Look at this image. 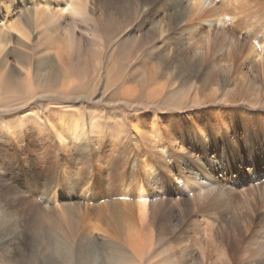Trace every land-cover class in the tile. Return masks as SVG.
I'll return each mask as SVG.
<instances>
[{"label": "bare ground", "instance_id": "obj_1", "mask_svg": "<svg viewBox=\"0 0 264 264\" xmlns=\"http://www.w3.org/2000/svg\"><path fill=\"white\" fill-rule=\"evenodd\" d=\"M182 1L168 7L164 0H123L131 8L128 17L151 12L152 17L141 19L158 22L161 42L172 20L187 27L189 31L180 39L184 40L180 42L183 59L170 60L169 44L159 55L164 77L174 72L175 83H190L194 108H218L196 111L187 119L164 120L162 126L152 123L145 127L142 120H130L127 131L119 124L120 129L110 136L112 154H117L115 165L106 179L97 180L101 183L95 180L92 168L93 160L103 152L97 149L102 140L99 128L92 122L87 132L77 120H67L65 129H55L53 132H59L55 141L65 149L67 167L56 173L62 177L58 187L43 197L53 205L45 217L50 232L54 227L62 244V264H188L193 257L197 261L192 264H264V0ZM32 4L29 20L33 28L20 17L8 21L10 12L1 9L0 75L10 72L30 81L33 68L43 82L54 84L61 93L31 95L25 81L13 87L1 75L0 98L13 97V90H18L27 99L0 102V114L21 109L31 99H70V86L63 80L94 66L96 70L97 51H86L76 39V28L81 26L85 28L83 42L94 38L97 18L89 8L94 2L34 0ZM12 37L17 48L11 46ZM226 39L232 41L226 43ZM11 53L17 57L14 66L8 60ZM30 61L37 63L33 66ZM153 75L154 69L147 78ZM250 81L257 88L243 98L242 91ZM200 82L204 84L201 89ZM51 91L45 89L44 93ZM4 125L18 131L14 120H5ZM87 133L90 141L97 142L91 151L79 146L81 141L86 143ZM128 136L134 138L123 144L120 139ZM70 139L79 143L68 146ZM30 157L52 162L43 148ZM21 160L25 159L0 163V198L4 188L18 183L15 176L31 181ZM73 161L79 165L71 168ZM31 163L35 165V161ZM38 195L29 191L27 199L33 201ZM57 195L68 201L64 209ZM72 209L74 214H70ZM9 217L0 211L1 228L10 223ZM9 246L0 241L1 248ZM19 264L38 262L28 259Z\"/></svg>", "mask_w": 264, "mask_h": 264}, {"label": "rangeland", "instance_id": "obj_2", "mask_svg": "<svg viewBox=\"0 0 264 264\" xmlns=\"http://www.w3.org/2000/svg\"><path fill=\"white\" fill-rule=\"evenodd\" d=\"M33 1L0 0V19L3 17L1 9L4 7L10 12L9 16L11 15V19L9 18L8 21L20 17L24 25L27 26L28 24L30 28H33V23L29 20ZM90 1H93L94 5L91 4L92 7L89 8L92 9L93 15L97 18L95 28L92 29L94 38L90 43L83 42L81 34H84L85 28L81 26L80 29L76 28V39L81 41L86 51L88 49L97 51L96 70H94V66L93 70L83 72L79 76L69 75L67 79H62L63 83L67 84L68 87L70 86L67 92L70 99H53L50 96L41 100L31 99L28 101V105L21 109L8 114H0V134L3 138L0 140V163L5 165L7 162H13L17 159H25L21 161L23 166L26 167L25 173H29L27 177L31 178V181L26 182L28 178L15 176L13 180H17L18 183H12V187H6L1 192L3 196L0 198V205H3V208H0V211L5 213L6 216H10L8 218L10 223L5 228L0 226V241L5 240L10 246L6 248L7 250L0 247V264L2 262H5L4 264H19L23 263L24 260L25 262L28 261V259H34L38 264H42L46 260L49 264H62L60 257L62 244L57 240L58 235L53 231L54 227L53 232H50L49 221L45 217L49 210L53 211V205L46 202V198L43 196L44 193H48L49 190L52 193L58 187L62 177L57 176V174H60L65 166L67 167L65 149H62L55 141L59 132H53L58 127L65 129L67 120H77L79 126L86 127L84 129L86 131L88 130V124L92 122L99 128V136L102 139L99 140L100 146H97V142L89 140V133L86 135V143L82 141L79 143V141L70 139L68 146L79 143V146L86 151L96 149V146L98 150H103L93 160L94 166L92 167L95 180L101 181V178L106 179L110 175L115 165L113 159L117 154H112L115 150H111L110 136L113 135V131L120 129L119 124H123L127 131L130 127V120H142L145 127L152 123L162 126L164 120L187 119L189 114L193 115L196 111L204 112L218 108L215 105L194 108L191 101L193 90L189 88L191 87L190 83L185 82L183 85H180V82L175 83L173 81L175 78L174 72L164 77L163 67L160 66L158 61L159 55L164 47L169 44L171 49L170 60L175 61L178 58L176 62H179L183 59V51H181L183 44L181 45V43L184 40H181V42L180 39H183V36L189 31L186 26H177L173 20H170L171 24L167 25L168 32L164 39L166 42H161L157 33L158 22L153 21V23H150L149 19L142 21V19L152 17L148 14L151 12L147 11V14L144 15L143 13V15L133 18L128 17L131 8H128L127 3L123 0ZM164 1L168 7H172L176 4L175 1L178 0ZM182 2H186V0ZM150 10H153L152 6H150ZM108 13H111V15H108ZM13 40L15 41L11 46L17 48L16 38ZM230 41L232 39H226L225 42L229 43ZM216 54L220 58L222 51L218 49ZM8 60L11 66L17 64V57L13 53L9 55ZM30 63L34 66L37 62L30 61ZM152 69H154V75L151 79H148L147 73ZM31 74L30 81L29 79L25 81L28 77L16 78L15 74L10 72H3L1 75L3 79H7V76L9 79L7 80L13 87L25 81V84L29 85L33 91L31 95L61 93L54 84L43 82V76L35 74L33 68ZM201 78L203 81L205 74L201 75ZM202 83L200 82V86L202 85L199 87L200 89L204 85ZM1 85L4 84L0 82ZM163 88L165 89L162 92ZM254 88H257V85L252 81L245 84L242 97L249 98L250 94L254 92ZM45 89L52 91L44 93ZM152 89L159 90L157 93L152 94ZM41 90L43 93L39 92ZM13 94V97L8 94L0 98L1 104H8L11 100H14L12 103H16L18 99L17 102L22 99L23 102L27 99L25 94L20 93L18 90H13ZM5 120H14L16 125L18 124L16 126L18 131L9 127L8 130L7 126L4 125ZM2 125H4V129H2ZM63 135L65 136L66 133H63ZM129 136L127 140L126 138L120 139L124 140L123 144L131 140L129 138H134ZM42 148L46 155L48 153V158H52L51 163H48L46 159L41 160L38 157H30L31 153L34 151L40 152ZM32 161H35V165H32ZM26 163H29V165ZM73 163L74 165L70 164L69 167L73 168L79 165L77 161H73ZM97 183L101 182L97 181ZM29 191L39 195L35 199L31 198L33 201H28L27 193ZM15 196H19L21 202L18 200L19 197L16 198ZM39 197L43 198L39 199ZM57 198H59L58 203L62 206L61 209L68 206L67 200L60 199L58 195ZM17 205L20 207H17ZM30 206L32 209H30ZM70 211V214H74L73 209ZM55 212L57 211L55 210ZM193 256H195V253ZM196 261V257H193V260L189 261L188 264L196 263Z\"/></svg>", "mask_w": 264, "mask_h": 264}]
</instances>
